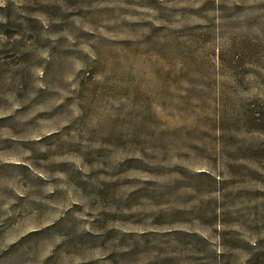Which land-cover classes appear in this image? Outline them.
Instances as JSON below:
<instances>
[{"label":"rangeland","instance_id":"374dc122","mask_svg":"<svg viewBox=\"0 0 264 264\" xmlns=\"http://www.w3.org/2000/svg\"><path fill=\"white\" fill-rule=\"evenodd\" d=\"M0 264H264V0H0Z\"/></svg>","mask_w":264,"mask_h":264}]
</instances>
